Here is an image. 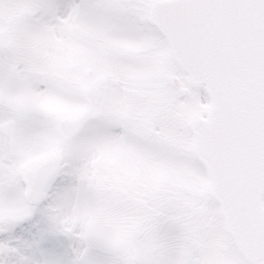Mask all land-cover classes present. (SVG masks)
I'll list each match as a JSON object with an SVG mask.
<instances>
[{
	"label": "snow or ice",
	"instance_id": "6c2138e0",
	"mask_svg": "<svg viewBox=\"0 0 264 264\" xmlns=\"http://www.w3.org/2000/svg\"><path fill=\"white\" fill-rule=\"evenodd\" d=\"M0 264H264V0H0Z\"/></svg>",
	"mask_w": 264,
	"mask_h": 264
}]
</instances>
